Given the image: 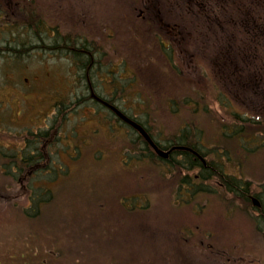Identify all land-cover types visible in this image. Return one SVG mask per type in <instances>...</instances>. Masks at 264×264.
Segmentation results:
<instances>
[{
  "label": "rangeland",
  "instance_id": "374dc122",
  "mask_svg": "<svg viewBox=\"0 0 264 264\" xmlns=\"http://www.w3.org/2000/svg\"><path fill=\"white\" fill-rule=\"evenodd\" d=\"M23 1L1 0L3 14L11 13L16 2ZM72 1L79 20L92 25V30L81 33L101 41L104 48L96 50L101 51L100 57L106 56L118 75L115 82L121 85V90L103 96L112 99L129 116L146 123L155 140L162 145L184 127L200 129V141L207 148L223 146L227 149L229 158L223 157L226 172L252 181L251 195L259 193L264 204V149L247 152L241 148L240 138L220 139L221 126L229 118L224 115V121L221 118L214 84L208 81L210 90L201 94L200 80L203 66L205 70L207 64L209 72L208 65L214 64L212 57L216 56L219 46L224 45V50L231 47L232 56H237L234 55L237 45L245 36L238 24L248 21V14L262 20L264 0H228L226 11L211 16L209 24L212 28L208 34L201 26L205 23L203 18L197 13L189 16L178 0L174 3L159 0L163 21L178 27L176 38L138 17L142 8L140 0ZM72 1L66 2L70 5ZM56 2L32 0L31 7L26 3L32 10L26 11L27 16H23L21 23H27L29 18L39 20L41 15L57 24L55 17L60 11H57ZM143 16L148 18L146 14ZM4 19L8 21L9 18L5 16ZM213 19H220L223 29L216 31ZM15 32L21 34L19 41L27 39L22 36L27 32L23 29L12 27L0 32L1 264H7L11 256L26 251L31 239L34 247L40 244L42 247L54 246V242L60 245L59 232L67 239V233L87 231L86 217L94 216L98 222L103 221L105 202L114 206L125 195H141L147 205L142 213L144 236L136 238L134 235L138 236L140 231L133 228L126 236L123 234L121 240L129 248L140 247L143 260L157 248L160 264H264V226L257 228L259 211L255 209L254 200H241L212 178L198 183L205 190H197L189 203L178 205V189H182L184 173L193 177L197 170H183L173 160L164 164L143 149L139 152L145 154L138 159L136 150L129 144L137 134L112 115H107L108 124L103 121L102 110L90 108L94 101H90V93L81 78L84 71L76 69L57 49L42 46V49L30 50L28 46L25 54H22L24 51L15 54L3 50L9 44L17 45L16 41L11 43ZM205 35H209L207 52L200 45L205 41ZM161 40L171 42L168 49L174 56L173 61L164 55ZM187 51L195 56L193 60ZM258 52L261 58L264 57V52ZM237 63L240 70L247 69L248 64L241 58ZM262 65L258 63L256 67ZM101 89L97 91L101 93ZM190 94L199 99V111V105L194 110L181 99ZM62 101L67 103L65 120L57 108ZM239 109L241 113L245 112ZM259 121L264 123V117ZM46 130L58 131L57 140L52 144L44 141L40 144V148L48 152L44 162H47L46 166L52 165V171L48 173L53 174L56 181H42L40 178L46 177L36 176L35 180L41 182H33L34 179L23 171L7 176L5 165L14 161L15 152L28 148L30 133ZM245 130L250 131V128L245 127ZM216 159L214 154L207 157V161ZM49 187L53 195L51 201L42 210L29 214L27 207L32 192L45 191ZM77 217L82 222L80 227L70 221H79ZM66 221L70 222L66 224ZM114 254L116 258L117 254ZM229 257L231 262L227 261Z\"/></svg>",
  "mask_w": 264,
  "mask_h": 264
},
{
  "label": "flooded vegetation",
  "instance_id": "af4514ba",
  "mask_svg": "<svg viewBox=\"0 0 264 264\" xmlns=\"http://www.w3.org/2000/svg\"><path fill=\"white\" fill-rule=\"evenodd\" d=\"M66 1L72 0H57L56 2L58 5L57 11H60L58 12L59 16L55 17V19H57V24H52L50 20L43 18L41 15L39 20H34V24L29 22L32 21L31 18L27 19V23L22 24L21 19L24 20L23 16H27L26 11L31 9L30 7L32 0H24L23 2L25 3H14L15 6L11 8L12 12L9 13L6 11L5 14H3V3L0 0V26L6 25L10 29L13 27L16 30L23 29L27 31L22 34L23 38H25L28 33L34 32L36 29L41 31L43 34V39L41 41L43 43L41 45L43 47L50 46L58 48L57 51L63 52V55L69 59L71 64L75 66L76 69L79 68L80 70L84 71V74L81 75V78L83 81H85V87L90 93V100L94 101L93 106H90V108H97L99 109V112L102 110L103 121L108 122L107 115L108 117L112 115L117 119V122L120 121L130 129H134L119 119L115 112L111 110V108L106 104L108 103L109 105H113L119 110L123 111L120 107L114 103H111L103 96V94L109 95L112 93V91L121 90V85L115 82L116 79L114 75L117 74V72L112 69L114 66H112L110 61L106 60L105 55L104 58L99 56L101 51L96 49L104 48V45L101 43V41L81 33L92 30V25L89 26L86 20L80 21L79 14H77L75 11L76 9L72 7L75 3L72 1L69 5ZM174 1L175 0H169L170 3H174ZM183 1V6L190 14L189 16L194 13H199L203 17L205 23L201 24V26L207 31V34L208 31L211 30L210 28H212L211 24H209L211 16H219L224 9L223 4L220 3V0ZM26 3H29L30 7H26ZM7 4L9 5L10 3ZM140 4L142 8L139 10V18L148 21L152 26L160 27V29H162L166 34H172L174 38H176V30L178 27L163 21L161 18L163 8L160 7L161 4L159 0H140ZM76 5L78 6L79 3L76 2ZM8 7H10V5ZM137 8L138 7H136L135 10H137ZM47 10H50V8H47ZM61 12L67 13L61 14ZM144 14L148 15V18L143 16ZM81 15L83 14L81 13ZM5 16L9 18L8 21L4 19ZM14 16H17V18ZM256 20L259 21V18H255L254 15L250 18V21H252L254 25ZM250 21L248 19L249 24ZM212 22L215 23L216 31L220 28L223 29L220 19H213ZM76 26H78V28H76ZM104 28L108 31L107 26ZM107 36L110 37L111 34H108ZM19 37H21V34L17 35L15 32L12 35L11 41H17L19 40ZM216 40H219L218 37H216ZM173 41L175 40L173 39ZM208 41L209 35L206 36L205 41H202L203 43L200 44L206 52L208 48ZM170 44L171 42L167 43L161 40V46L165 48L166 52V54H163L169 61H173L174 56L172 55V59H170L169 55H167V53H171L170 49H168ZM223 46L224 45L219 46L216 56L212 57L214 58V64L212 62V65H208L210 76L208 75L209 72L207 71V64L205 65V70L203 66V74L202 78H200L202 81L201 94H207V91L210 90L208 89V81L211 84H214L217 91L216 102L218 103V106L221 110V118L223 115L229 118L226 120L227 123H224L221 126L220 139L232 140L236 138L238 140L241 134L247 132L245 127L251 129L256 123H258L260 126L264 125V123L259 121L264 117V110H262V108L264 109V57L255 59V56H251L247 61L249 62L247 69L240 70L241 68H239L237 63V56H232L233 51L230 49H227V52L225 53ZM187 53L189 55V51H187ZM189 56L192 57L191 60L195 58L194 55L190 54ZM243 60L244 62L246 61L245 59ZM260 61L263 65L255 68L254 66L256 62L260 63ZM109 75L110 77H108ZM208 78H210V80H208ZM97 84L100 87L97 86ZM98 88H102L101 90L103 93H99L97 91ZM241 99H243V101H240ZM239 108H242L245 112L241 113ZM123 112L125 113V111ZM127 116L129 115L127 114ZM222 120L224 121V118H222ZM153 140L155 144L162 150L168 151L171 149V147H161L160 143L155 140V138H153ZM201 143L206 148V151H202L204 155L198 153L197 151L196 152L198 154L190 151L175 150L171 152L167 158H162L153 150L152 147L151 149L153 152L151 151L150 153L156 156L160 162L169 164L172 157L177 154V152H187L194 156V163L198 164V162H200L204 167H207V155L214 154L216 155L217 159H222L224 156L229 158L228 151L225 147H218L216 152H207V150H211L213 147L207 148L203 142ZM32 154L38 155V160L33 164L23 157L22 151L17 152L15 154L14 161H12L13 165L14 163L15 165L17 164V167L14 165L12 172L15 173L18 172V170H22L24 174L29 177L38 174L40 175V173L43 171L42 168H45L47 165V162H44V159H46L48 152H42V154H39L38 152H32ZM126 155L128 154L126 153ZM178 155L180 157L185 156L184 154L180 153H178ZM198 155L204 157L206 159V163H204ZM42 156L43 159L40 158ZM25 161L26 163H24ZM183 170L192 172L197 170V173H195L193 177H188L184 173V176L186 177H183L182 179L183 188L180 190L181 192L176 201L178 205L189 203L190 198L193 195L191 192L193 191L192 188L198 186L199 182H204L201 179V174L204 172L202 168L199 167L193 170H187L183 168ZM46 171L52 170L47 168ZM29 201L28 207L31 205V200ZM146 207L147 205L144 204V200L142 199L141 195L132 197H127L125 195L123 200L118 203H114V206H111V204H107L105 202L103 206L105 210L103 221L99 220L98 222L94 216H88L86 217V219L88 218V230L67 233V235H65L67 239H64L62 232H59V235H61V237H58L60 245L57 242H54V246L53 244H50L49 246L46 245L45 247H42L40 244V246L34 247L35 245L33 246L31 244V239L27 242V247L29 248L21 254H15L17 257L11 256L7 264H17V262H19V264H160L158 260L159 250L157 248L152 249V255L147 256L149 258L146 257V259L143 260V254L141 253L142 251L140 247L129 248L125 245V242H121L123 239V234L126 236V232L132 230L133 228L140 231L138 236L134 235L136 238L138 237L141 239L142 236H144L143 224L145 222L142 218V213L144 212L143 209ZM77 219L80 221L79 217H77ZM70 221L72 224L79 225V227L82 223L81 221L79 222L78 220L72 219ZM70 221H66V224H68ZM100 228L103 230L100 231ZM156 244L157 243H155V245ZM114 252L117 254L116 258L114 257ZM227 261L231 262L232 258L229 257Z\"/></svg>",
  "mask_w": 264,
  "mask_h": 264
},
{
  "label": "trees",
  "instance_id": "16d2710c",
  "mask_svg": "<svg viewBox=\"0 0 264 264\" xmlns=\"http://www.w3.org/2000/svg\"><path fill=\"white\" fill-rule=\"evenodd\" d=\"M227 1L228 0H220V3L223 4V8H224L223 10L224 11L227 10ZM179 2L182 5L184 1L181 0ZM196 15L203 18L199 13H197ZM249 15L250 14L246 15V17L250 21L251 17H249ZM29 22L34 24L33 19H32V21H29ZM0 23H1V20H0ZM238 25L242 26L241 28L244 31L245 36L242 39V41L239 42V45H237L239 50L236 48V52L234 55H237V58L238 59L241 58L242 61H244L243 59H245L246 60L245 62L248 64L249 62H247V61L249 60V58L251 56H255V59H257V58L259 59L260 53L258 51L260 50V52H264V47H263L264 46V18L262 20L259 19V21L256 20L255 25L253 24L252 21H250V24L248 21H246L244 23L241 22V24L239 22ZM9 29L10 28H8V26H6V25L0 26V32H2V33L8 31ZM36 30L32 33H28V35L25 36V38H27L26 40L24 39L25 41L17 40L16 46L9 44V45H7V47H10V48L8 49L7 47H4L3 50H8L9 52L14 51L15 54L16 53H22L24 51V53H22V54H25V49H28V46H30V50L42 49L43 47L41 45V43H42L41 41L43 39L42 38L43 34L41 33V31H39V30L36 31ZM12 42L13 41H11V43ZM231 45L233 46L234 44L231 43ZM259 46L262 47V49H260ZM49 48L51 50L52 49H58L56 47H50V46H49ZM227 49H230L232 51V48L227 46L225 53L227 52ZM15 54L12 53L13 58H14ZM167 55H169V58L172 59V54L170 52L167 53ZM262 55H264V53H262ZM258 62H256L255 66H254L255 68H257L256 66H257ZM260 64H262L261 61H260ZM114 76H115V79L118 78V75L115 74ZM181 99L183 100V102L185 101L184 104H187L188 106H191V107L193 106L195 108L194 110H196L197 105H199L198 106V111H199L200 106H201L200 101L195 96H191V94H190L189 97L184 96V98H181ZM108 100L111 103L116 104L112 99H108ZM173 103H175V102H173ZM66 104H67L66 102L62 101L59 105H57L58 111L60 110L59 113L60 114L63 113V116H64L63 120H65L67 118V116L64 114V112H66V110H67ZM60 107H62V109ZM133 119L136 120L137 122H140L139 120H137L135 118H133ZM140 123L146 128V130L150 133L152 138H154L152 131L146 125V123H144V122H140ZM56 127H58V126H56ZM132 130L134 131L135 134H137V138L135 140L130 141L129 144L133 145L131 147H133V149L136 150V151H134L137 154L135 156L138 159H142L141 156L145 153L141 154V152H139L141 149L144 150L143 152H151V151L153 152L154 149L153 150L151 149V146H149V144L143 139L142 136H140V134L135 129H132ZM194 130H196V131L193 132ZM199 131H200V129L195 128V127H191V126L184 127L180 130L179 133H176L174 136L170 137L168 139L167 144L162 145L160 143V145H161V147H164V148H168V147L170 148V147L175 146V145L187 146V147H190L193 150L197 151L198 153L204 155L202 151L205 149V147L203 146V144L200 141ZM57 133H58L57 130L56 131L46 130V131H40L39 133H30L29 136L31 138L28 140V143H29L28 148L20 150L23 153V157L27 161H30L31 164L35 163V161L38 160V158H37L38 155L32 154V152H38L39 154L40 153L42 154V152H44V151L42 150V148H40L41 142L44 141L47 144H52L54 142V140H57V137H58ZM249 136H250V138H249V140H247V138H245V137H249ZM239 138L241 139V145H242L241 148H243L247 152H253V151L258 150V149H264V126H260L258 123H256L255 126L250 129V131H247L246 133L241 134L239 136ZM139 146L141 148H138ZM210 151L216 152L217 148L213 147L211 150H207V152H210ZM16 153L17 152L14 153V157H15ZM178 153L184 154L185 156L180 157L178 155ZM127 156H129V155H127ZM208 156L209 155H207V157ZM40 158L43 159V156ZM172 160L177 161V165H178L177 167L185 168L187 170L188 169L193 170V169H197L199 167L202 168L204 170V172H202V174H201V179L203 181H211L212 178H216L217 179L216 182L219 185L224 187V189L227 190L228 192L240 196V199L243 201L250 202L253 200V198L258 199L260 206H256L253 204L255 206V209H257V211H259V214L256 217V225H257L258 229H261L262 226H264V204L262 202V200H263L262 196L256 192H254V195H251L252 190H253L252 181H249V180L244 179L242 177H237L236 175H232V174L226 172V170H225V159L224 158L216 159L214 161H207V167H204L203 164L200 162H198V164L194 163V156L190 153H187V152H177V154H175L172 157L171 161ZM24 163H26V161ZM14 165H15V163H14ZM14 165H13V163H11L10 165H5V167H4L5 172L4 173L7 176L13 173L12 168ZM240 165L243 166L242 168H244L243 164H240ZM15 166L17 167V164ZM47 168L52 170V165H48L45 168L43 167L42 168L43 171L40 173V175L38 174V175L32 176V178L34 179L33 182H41V180L51 182V183L55 182L56 181L55 176L51 173H48L49 171H46ZM18 171L20 173V171H22V170H18ZM36 176L37 177L38 176H44V177H46V179L40 178L41 180L37 181L34 178ZM188 183H190V182H188ZM182 184H183V182H181L180 185L182 186ZM33 185L36 186V188H40L35 183H33ZM182 188H183V186H182ZM192 189H193V191H191V192H192V194H194L197 190H205V187L202 184H200L198 186L193 187ZM180 190H182V189L179 188L178 192H181ZM32 194L30 195L31 205L29 207H27V211L29 214L30 213H36V212L40 211V208L42 210L43 206H45L48 202H50L52 197H53L50 187L47 188L45 191L43 190V191H40L38 193L32 192ZM30 217H34V216L30 215Z\"/></svg>",
  "mask_w": 264,
  "mask_h": 264
},
{
  "label": "water",
  "instance_id": "95a60500",
  "mask_svg": "<svg viewBox=\"0 0 264 264\" xmlns=\"http://www.w3.org/2000/svg\"><path fill=\"white\" fill-rule=\"evenodd\" d=\"M106 104L111 108V110L115 112V114L117 115L119 119H121L123 122H125L126 124L134 128L145 139V141L154 149V151L162 158H167L169 154L175 150L190 151V152L198 154L195 150H193L190 147L179 146V145H175L171 147V149H169L168 151L162 150L155 144L154 140L151 138L147 130L139 122L127 116V114L119 110L117 107L113 105H109L108 103ZM198 156L203 160L204 163H206V159L204 157H202L201 155H198ZM253 200L256 206H260V203L258 202L257 199L253 198Z\"/></svg>",
  "mask_w": 264,
  "mask_h": 264
},
{
  "label": "bare ground",
  "instance_id": "6f19581e",
  "mask_svg": "<svg viewBox=\"0 0 264 264\" xmlns=\"http://www.w3.org/2000/svg\"><path fill=\"white\" fill-rule=\"evenodd\" d=\"M149 133V132H148ZM149 135H150V133H149ZM151 136V135H150ZM151 138H152V136H151ZM153 139V138H152Z\"/></svg>",
  "mask_w": 264,
  "mask_h": 264
}]
</instances>
